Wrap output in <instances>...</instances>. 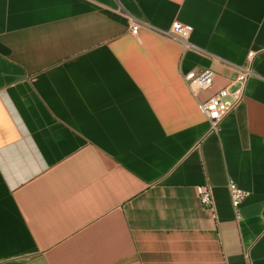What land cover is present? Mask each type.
<instances>
[{
    "label": "crops",
    "instance_id": "0c3cea01",
    "mask_svg": "<svg viewBox=\"0 0 264 264\" xmlns=\"http://www.w3.org/2000/svg\"><path fill=\"white\" fill-rule=\"evenodd\" d=\"M0 264H264V0H0Z\"/></svg>",
    "mask_w": 264,
    "mask_h": 264
},
{
    "label": "built area",
    "instance_id": "2783aa9c",
    "mask_svg": "<svg viewBox=\"0 0 264 264\" xmlns=\"http://www.w3.org/2000/svg\"><path fill=\"white\" fill-rule=\"evenodd\" d=\"M148 27L159 35L172 39L180 43L185 50H197L196 47L191 45L190 36L191 31L180 23H175L168 31L152 29L143 22L133 18L131 19L130 32L132 35L137 36L142 27ZM254 53H249V65L254 58ZM239 74L230 82V84L211 95L207 100L198 104L200 112L208 119L210 123V133L218 132L221 124L231 114L235 108L245 98L246 83L250 77L254 75L251 65L242 68L234 67ZM215 74L211 70H206L200 74L190 73L185 76V81L194 91L206 90L213 86ZM199 196L201 204L213 210L214 199L213 190L209 184L201 186L199 189ZM229 196L232 207L238 216V211L241 204L245 201L248 193L241 189L235 182L231 181L228 185Z\"/></svg>",
    "mask_w": 264,
    "mask_h": 264
}]
</instances>
